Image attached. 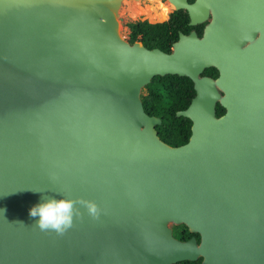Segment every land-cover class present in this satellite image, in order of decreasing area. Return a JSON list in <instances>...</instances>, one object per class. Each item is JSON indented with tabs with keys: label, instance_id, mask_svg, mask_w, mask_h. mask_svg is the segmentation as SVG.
<instances>
[{
	"label": "water",
	"instance_id": "obj_1",
	"mask_svg": "<svg viewBox=\"0 0 264 264\" xmlns=\"http://www.w3.org/2000/svg\"><path fill=\"white\" fill-rule=\"evenodd\" d=\"M168 1L204 24L171 52L122 35L124 0H0V264H264V0ZM168 74L196 91L179 146L142 100ZM42 197L99 218L41 231Z\"/></svg>",
	"mask_w": 264,
	"mask_h": 264
},
{
	"label": "trees",
	"instance_id": "obj_2",
	"mask_svg": "<svg viewBox=\"0 0 264 264\" xmlns=\"http://www.w3.org/2000/svg\"><path fill=\"white\" fill-rule=\"evenodd\" d=\"M152 21L138 20L129 22V41H142L148 48H160L166 52L172 51V46L179 39L180 32L189 34L196 29L201 36L204 25L191 26L190 17L186 10H176L170 17L168 14H158ZM206 74L217 76V69L212 67L205 71ZM163 90V91H161ZM196 91L194 82L189 77L179 75L156 76L148 84L142 93L144 108L149 115L158 116L162 119V124L157 126V130L162 140L172 146H179L188 142L191 136L192 121L184 116H178L177 112L186 109ZM225 109L218 104L217 115L220 116ZM174 235L182 240H187L196 236L200 240L198 233L190 232L185 225H174ZM198 261H181L176 264H200Z\"/></svg>",
	"mask_w": 264,
	"mask_h": 264
},
{
	"label": "clouds",
	"instance_id": "obj_3",
	"mask_svg": "<svg viewBox=\"0 0 264 264\" xmlns=\"http://www.w3.org/2000/svg\"><path fill=\"white\" fill-rule=\"evenodd\" d=\"M42 200L44 202L30 209L29 215L38 217L35 226L44 232L54 231L57 235H64L73 227L75 218H82L77 205L85 208L94 219H98L100 215V209L94 201L54 197H42Z\"/></svg>",
	"mask_w": 264,
	"mask_h": 264
},
{
	"label": "rangeland",
	"instance_id": "obj_4",
	"mask_svg": "<svg viewBox=\"0 0 264 264\" xmlns=\"http://www.w3.org/2000/svg\"><path fill=\"white\" fill-rule=\"evenodd\" d=\"M173 8L169 1L161 3V0H124L120 9L122 35L129 38V21L149 19L153 23L161 22L152 19L156 18L157 14H168Z\"/></svg>",
	"mask_w": 264,
	"mask_h": 264
},
{
	"label": "flooded vegetation",
	"instance_id": "obj_5",
	"mask_svg": "<svg viewBox=\"0 0 264 264\" xmlns=\"http://www.w3.org/2000/svg\"><path fill=\"white\" fill-rule=\"evenodd\" d=\"M166 1H168V0H161V3H165ZM190 2H193L194 0H189ZM174 11H176V10H174V9H172V10H170L169 11V13H168V17H170V15L174 12ZM162 14V13H161ZM165 14V13H164ZM158 15V14H157ZM144 17V16H143ZM141 20H148V21H150L149 19H141ZM136 21H138V20H136ZM129 22H132V21H129ZM128 22V23H129ZM151 22V21H150ZM204 25V24H203ZM204 28V27H203ZM202 36V35H201ZM206 71V70H205ZM205 71L203 72V75H207V76H212V77H214V78H216V77H218L219 76V71L217 70V72H218V75L217 76H213V75H209V74H206L205 73ZM218 107V106H217ZM188 240V239H187Z\"/></svg>",
	"mask_w": 264,
	"mask_h": 264
},
{
	"label": "bare ground",
	"instance_id": "obj_6",
	"mask_svg": "<svg viewBox=\"0 0 264 264\" xmlns=\"http://www.w3.org/2000/svg\"><path fill=\"white\" fill-rule=\"evenodd\" d=\"M173 7V6H172Z\"/></svg>",
	"mask_w": 264,
	"mask_h": 264
}]
</instances>
